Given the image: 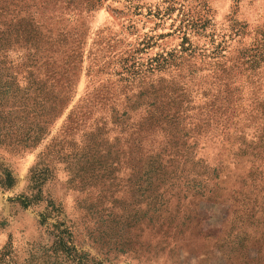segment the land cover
I'll use <instances>...</instances> for the list:
<instances>
[{
  "label": "rangeland",
  "instance_id": "1",
  "mask_svg": "<svg viewBox=\"0 0 264 264\" xmlns=\"http://www.w3.org/2000/svg\"><path fill=\"white\" fill-rule=\"evenodd\" d=\"M0 21V264H264V0Z\"/></svg>",
  "mask_w": 264,
  "mask_h": 264
},
{
  "label": "trees",
  "instance_id": "2",
  "mask_svg": "<svg viewBox=\"0 0 264 264\" xmlns=\"http://www.w3.org/2000/svg\"><path fill=\"white\" fill-rule=\"evenodd\" d=\"M0 25H4V26H6L5 28L3 27H0V44H2L3 43V45H7L8 43H9V41H10V39H11V35H12V33L15 31L13 28H9V26H7V24L6 23H4V22H1L0 21ZM19 31L21 32L22 31V33L23 34H25L28 38L27 39H25V41H29V40H31L32 39V36H31V31L30 30H26V29H18V30H16V34L18 35L19 34ZM21 36V35H20ZM23 36V35H22ZM256 50V49H255ZM254 50V51H255ZM259 53H257V52H255L253 55H252V61H251V63L252 64H254V59H253V57H255V61H257L258 60V58H259V55H258ZM40 97V95H36V98H39ZM37 105V103H34V106H36ZM78 107V106H77ZM82 108V106L80 107L79 106V108L78 109H81ZM78 111V110H77ZM62 233H64V232H62ZM60 241L59 242H61L60 244H59V247H61V250H63L64 252H66L67 254H69V248H68V246L66 245V243H65V241H64V239L63 238H60L59 239Z\"/></svg>",
  "mask_w": 264,
  "mask_h": 264
}]
</instances>
